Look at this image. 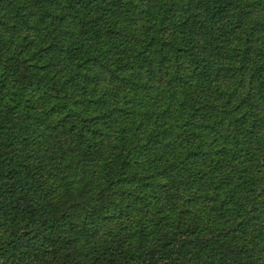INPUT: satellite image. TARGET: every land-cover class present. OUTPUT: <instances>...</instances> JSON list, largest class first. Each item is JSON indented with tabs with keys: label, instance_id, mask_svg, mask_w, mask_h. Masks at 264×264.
Listing matches in <instances>:
<instances>
[{
	"label": "trees",
	"instance_id": "1",
	"mask_svg": "<svg viewBox=\"0 0 264 264\" xmlns=\"http://www.w3.org/2000/svg\"><path fill=\"white\" fill-rule=\"evenodd\" d=\"M0 264H264V0H0Z\"/></svg>",
	"mask_w": 264,
	"mask_h": 264
}]
</instances>
